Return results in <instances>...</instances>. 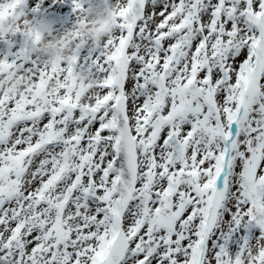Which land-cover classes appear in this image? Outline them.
I'll return each mask as SVG.
<instances>
[{"label": "snow or ice", "instance_id": "obj_1", "mask_svg": "<svg viewBox=\"0 0 264 264\" xmlns=\"http://www.w3.org/2000/svg\"><path fill=\"white\" fill-rule=\"evenodd\" d=\"M113 27L0 59V264H264V0H120Z\"/></svg>", "mask_w": 264, "mask_h": 264}, {"label": "clouds", "instance_id": "obj_2", "mask_svg": "<svg viewBox=\"0 0 264 264\" xmlns=\"http://www.w3.org/2000/svg\"><path fill=\"white\" fill-rule=\"evenodd\" d=\"M120 0H88L86 7L79 11L76 16V28L74 31H65L60 35H53L50 32L45 35L43 21L34 18H23L4 21L0 27V39L8 35H15L17 30L25 35L24 43L28 44L33 55L46 63H62L73 54V44L76 33L81 39L92 45L101 43L106 36L113 31V25L119 15ZM39 34V39L35 37ZM15 83L19 85L17 77Z\"/></svg>", "mask_w": 264, "mask_h": 264}, {"label": "rangeland", "instance_id": "obj_3", "mask_svg": "<svg viewBox=\"0 0 264 264\" xmlns=\"http://www.w3.org/2000/svg\"><path fill=\"white\" fill-rule=\"evenodd\" d=\"M29 17H31L30 14H28L27 18H29ZM36 19H38V18H36ZM17 34H18V33H16V34L13 35V36L17 37ZM3 39L6 40V37H4ZM253 230H255V229H248V228H246V229H243L242 231L244 232L245 235L250 236V233H251V231H253ZM237 244H240V241H238Z\"/></svg>", "mask_w": 264, "mask_h": 264}]
</instances>
